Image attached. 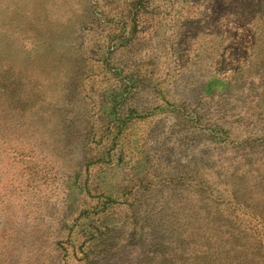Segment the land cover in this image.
Segmentation results:
<instances>
[{
	"label": "rangeland",
	"instance_id": "rangeland-1",
	"mask_svg": "<svg viewBox=\"0 0 264 264\" xmlns=\"http://www.w3.org/2000/svg\"><path fill=\"white\" fill-rule=\"evenodd\" d=\"M0 264H264V0H0Z\"/></svg>",
	"mask_w": 264,
	"mask_h": 264
},
{
	"label": "trees",
	"instance_id": "trees-1",
	"mask_svg": "<svg viewBox=\"0 0 264 264\" xmlns=\"http://www.w3.org/2000/svg\"><path fill=\"white\" fill-rule=\"evenodd\" d=\"M145 9H144V6L141 5L140 9H138L136 12L134 13H129L127 16H130V18L128 19V21L124 20L123 24H124V28H127V26L129 27V30L131 28V31H132V28L133 30H138V33H131L130 37L128 41H126V43H123V46L126 47V45L128 43L132 44L133 40L135 39L134 37L136 38H140V34H144V31H145V23L147 22L146 21V14H145ZM135 14V16L133 15ZM133 15V16H132ZM128 18V17H127ZM140 30V32H139ZM132 41V42H131ZM135 41V40H134ZM128 42V43H127ZM134 43V42H133ZM149 66H151L153 69L154 68H157L156 66H158V64H154L152 62H148ZM108 65V64H107ZM110 65V64H109ZM139 65V63H125L124 65H119L117 66V68L119 69L120 72H123L125 70H134L133 68H137V66ZM155 70V69H154ZM142 76L144 79H147V76H148V73H150L152 76H154V74L156 73V71L152 72V71H148L146 69H142L140 70ZM139 74V75H141ZM167 72H164L163 74L159 75L158 74V77H160V81H164V78L166 76ZM125 78V76H123ZM150 83H151V80L148 82V84L144 87V85L138 89V92L140 93V91H146L147 89H153L154 85L150 86ZM134 90H137L135 89V87L133 88ZM157 90L159 91V93L161 94V97H166L167 98V93H166V89H163V88H157ZM135 94L134 93H131V95H127V96H122L121 94L119 95V98L117 99V109L119 110V112H122L123 109H129L133 112H136L138 113L139 115H145L146 116V112L143 110V109H138L137 107H135L134 105H132V99L130 97L134 96ZM106 98H107V95H106ZM66 100V99H65ZM167 100V105L170 106L169 108L171 109H187V106L186 105H183V103L181 102H176L174 101L173 99H166ZM102 102V101H101ZM100 102L99 105H102V103ZM197 115V113H196ZM194 115V116H196ZM119 116L120 118H124V120L126 119L127 121L126 122H131L133 118H130L129 117V113L123 115V114H120L119 113ZM122 118V119H123ZM198 119H196L197 121ZM126 123H124L125 125ZM86 132H88V130L86 129L85 130V135H86ZM155 154L153 155L155 157V163L156 164H152L151 162V158L149 159L148 158V155L146 152L144 153H141L140 156L143 157L144 161L146 162V166L144 168V171L142 172V174L140 175V177L138 178L140 181H145L147 183V185H151L152 183V178L154 177V173L155 171L158 169V163L161 162L160 161V155L156 154V152H154ZM83 157V156H82ZM81 157V158H82ZM141 157V158H142ZM159 161V162H158ZM133 162V161H132ZM131 162V163H132ZM130 163V162H129ZM151 173V177H149V174ZM101 197H103V199H105L102 203L106 204V203H110V202H113L114 199L112 198L111 194H101ZM102 199V200H103ZM103 205V204H102ZM78 225V224H77ZM70 234H77V230L76 229H73L69 232ZM97 236H100V232H93V233H90L88 234V238L90 239H95V238H98Z\"/></svg>",
	"mask_w": 264,
	"mask_h": 264
}]
</instances>
